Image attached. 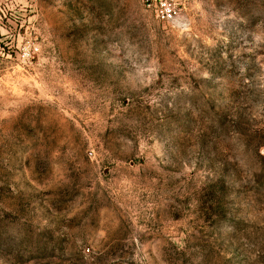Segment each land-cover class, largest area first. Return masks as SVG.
I'll use <instances>...</instances> for the list:
<instances>
[{
    "label": "rangeland",
    "instance_id": "1",
    "mask_svg": "<svg viewBox=\"0 0 264 264\" xmlns=\"http://www.w3.org/2000/svg\"><path fill=\"white\" fill-rule=\"evenodd\" d=\"M168 2L0 0V264H264V0Z\"/></svg>",
    "mask_w": 264,
    "mask_h": 264
},
{
    "label": "built area",
    "instance_id": "2",
    "mask_svg": "<svg viewBox=\"0 0 264 264\" xmlns=\"http://www.w3.org/2000/svg\"><path fill=\"white\" fill-rule=\"evenodd\" d=\"M148 2L154 5L157 18L167 22L174 20L175 12L169 5L168 0H148ZM149 7H151L150 4Z\"/></svg>",
    "mask_w": 264,
    "mask_h": 264
}]
</instances>
